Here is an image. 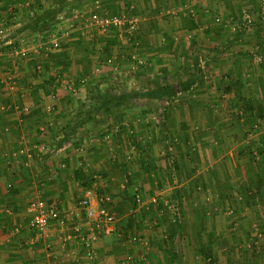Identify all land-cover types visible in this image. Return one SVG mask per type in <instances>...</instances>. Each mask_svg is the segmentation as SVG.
<instances>
[{
    "label": "crops",
    "instance_id": "1",
    "mask_svg": "<svg viewBox=\"0 0 264 264\" xmlns=\"http://www.w3.org/2000/svg\"><path fill=\"white\" fill-rule=\"evenodd\" d=\"M44 1L53 12L49 16L42 0H0V264H172L171 248L177 241L163 233L146 234L138 245L97 239L92 256L82 238L75 237L87 233L83 218L71 220L68 227L54 218L36 238L27 225L28 205L33 198L45 199L58 204L63 214L78 203L82 186L99 177L100 188L113 194L112 207L123 219L122 211L132 205L125 176L150 179L149 164L157 161L153 156L154 161L143 162L152 157L151 133L159 140L160 125L152 126L150 116L163 111L151 100L166 105V99L144 93V105L117 107L106 90L118 77L107 75L108 70L121 71V58L138 49L137 44L154 53L162 37L176 43L184 41L181 36L213 30L219 12L231 15L256 0H102L105 12L126 9L138 21L141 30L130 37L123 29L102 30L93 24L92 0ZM55 39L59 47L50 48ZM21 47L27 48L26 55L17 53ZM260 78L264 81V72ZM131 127L145 135L144 144L133 137L126 145L121 131ZM138 145L147 147L138 149L142 167L121 148L133 151ZM177 155L184 175L199 164L192 147ZM144 214L155 218L154 209ZM76 226L82 227L80 233ZM167 226L172 233L174 225ZM174 255L188 259L187 264H199L196 259L203 257L195 249H175Z\"/></svg>",
    "mask_w": 264,
    "mask_h": 264
},
{
    "label": "rangeland",
    "instance_id": "2",
    "mask_svg": "<svg viewBox=\"0 0 264 264\" xmlns=\"http://www.w3.org/2000/svg\"><path fill=\"white\" fill-rule=\"evenodd\" d=\"M41 5H47L45 13L51 12L44 0ZM125 10L114 13L127 18ZM244 10H250L252 17L248 28ZM218 14L213 30L181 36L184 41L176 43L162 37L163 42L155 45L161 48L154 53L137 44L138 49L121 58V71L114 73L111 68L107 73L118 77L106 90L113 93L117 107L144 105L142 95L157 85L171 90V100L166 98V105L151 100L163 111L161 116H150L152 126L160 125L155 127L159 140L151 133L152 157L145 156L143 162L153 156L157 161L149 164L150 179L139 175L128 184L132 205L122 211L123 219L116 213L121 238H103L138 245L146 234H167L177 241L171 248L172 264L189 261L175 256V249L211 253L207 259H196L199 264H264V81L260 78L264 14L261 0L236 7L231 15ZM136 22L133 33L123 28L125 36L140 32ZM174 106V113L169 114ZM121 133L127 146L133 137L146 142L140 129L131 127ZM138 146L133 151L121 148L142 167L143 156L137 158V154L143 152L138 149L147 147ZM189 146L198 154L199 164L196 171L184 175L177 154ZM153 209L154 219L144 214ZM165 224L174 225V231L170 233Z\"/></svg>",
    "mask_w": 264,
    "mask_h": 264
},
{
    "label": "built area",
    "instance_id": "3",
    "mask_svg": "<svg viewBox=\"0 0 264 264\" xmlns=\"http://www.w3.org/2000/svg\"><path fill=\"white\" fill-rule=\"evenodd\" d=\"M261 10L264 14V0H261ZM244 12V24L248 25L252 17L250 12ZM90 17L93 24L100 27L102 30L127 28L131 33L137 30L136 20L103 11L101 9L100 0H95ZM59 45L60 42L55 39L52 41L50 48H58ZM16 51L21 55L27 54L26 47H21ZM37 69L40 71L41 66H38ZM62 135V132L58 133L59 137ZM113 202L112 195L102 191L99 184V177H96L88 185L82 186V196L78 203L66 212L64 211L63 214V210L56 203H50L48 200L41 198L32 200L28 205L27 211L29 213V218L27 220V225L29 229L34 232L36 238H38L47 231L54 218L59 219L60 223L66 227H68L67 225L71 220L83 218L87 233H80L82 227L76 226L75 230L81 235L75 233V237L82 238L83 246L86 248L88 255L92 256L94 252L92 247L94 240L113 235L119 238L122 236V232L118 229L116 213L112 207ZM2 209L5 212H10L9 208ZM14 230L19 231L20 227L16 226ZM42 264L47 263L43 262Z\"/></svg>",
    "mask_w": 264,
    "mask_h": 264
},
{
    "label": "trees",
    "instance_id": "4",
    "mask_svg": "<svg viewBox=\"0 0 264 264\" xmlns=\"http://www.w3.org/2000/svg\"><path fill=\"white\" fill-rule=\"evenodd\" d=\"M50 13H53V12H47L46 15H50ZM145 95H148L150 97H161V98H164V99L169 98V100H171L170 99L171 98V90L168 89L167 87H163V86H160V85L159 86L157 85L156 88L150 89L149 92L145 93ZM175 166H177V165H175ZM128 181L130 182L131 180L128 179ZM129 182H128V184H129ZM85 185H87V183H85ZM174 197H178V196L175 195ZM135 204H136V202L134 200V205ZM203 254H204L203 256H205L206 259L211 257V253H209L208 251L204 252Z\"/></svg>",
    "mask_w": 264,
    "mask_h": 264
}]
</instances>
